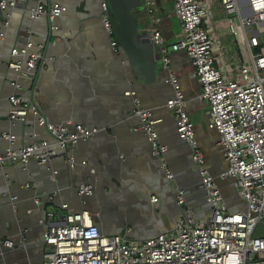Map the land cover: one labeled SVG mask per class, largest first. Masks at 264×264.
I'll return each mask as SVG.
<instances>
[{
	"label": "crops",
	"instance_id": "0c3cea01",
	"mask_svg": "<svg viewBox=\"0 0 264 264\" xmlns=\"http://www.w3.org/2000/svg\"><path fill=\"white\" fill-rule=\"evenodd\" d=\"M11 1L13 7L0 11V18L9 17L8 27L0 26V133L15 136L13 149L27 145L34 134L52 143L51 136L31 115L24 124H10L12 81H17L20 95L35 103L48 123L70 121L96 132L70 150L57 149V156L47 165L31 160L25 167L13 165L0 170V264L42 263V221L50 207L66 205L70 213L86 212L102 235L134 241L172 229L187 214L195 222L210 216L190 150L178 139L173 115L165 107L173 90L164 81L166 71L162 65L157 67L164 75L157 88L136 83L124 55L112 50V40H108L99 19L102 0H61L64 10L56 20V32H50L46 19L33 21L28 17L33 0ZM150 2L154 16L162 18L157 29L169 47L180 37L173 1L168 10L162 0ZM211 9L216 17L221 15L219 28L223 13L219 5ZM144 20L149 24L148 16ZM26 29L31 33L32 50L40 46L46 59L34 79L20 77L7 67L11 51L24 45L21 37ZM218 35L228 59L237 52L233 37L229 34L232 41L226 44ZM169 52L170 67L185 97L198 147L209 172L217 176L226 169V163L217 146L218 134L207 126L209 107L198 98L200 86L187 56ZM130 89L142 108L160 120L156 132L167 149L163 156H153L146 137L134 131L139 121L132 114L131 98L126 96ZM5 146L0 145V153ZM68 160L74 161V167ZM162 165L171 171L172 180L164 177ZM217 184L230 210L242 206L231 183L217 180ZM81 186H90L92 195L79 196ZM56 190L59 194L52 204L35 205L36 195ZM178 191L183 192L181 205L176 202ZM3 241H11L12 247Z\"/></svg>",
	"mask_w": 264,
	"mask_h": 264
},
{
	"label": "built area",
	"instance_id": "2783aa9c",
	"mask_svg": "<svg viewBox=\"0 0 264 264\" xmlns=\"http://www.w3.org/2000/svg\"><path fill=\"white\" fill-rule=\"evenodd\" d=\"M172 1L180 37L169 47L157 29L162 18L154 16L150 0H141V3L148 16L150 43L158 49L161 65L166 71L165 82L173 89L165 107L173 115L179 140L190 150L199 174V188L211 214L196 222L187 214L172 229L143 241H134L102 235L86 212L70 213L66 205L50 207L42 221L44 250L41 264H264V35L252 30V27L264 29V0ZM33 2L28 17L33 21L46 19L50 32H56V20L64 10L61 0ZM214 5H219L223 24L237 47V52L228 59L224 57L225 50L218 35L220 19L211 9ZM13 6L11 0H0L2 12ZM101 11L102 26L110 34L104 4H101ZM8 24V16L0 18L1 28L6 29ZM30 36L26 29L21 37L24 45L11 51L7 67L20 77L34 79L35 70L46 59L40 46L36 51L32 50ZM0 37H3L1 32ZM110 44L116 52L117 43L112 40ZM169 50L187 56L200 86L198 98L209 107L207 126L218 134L217 146L226 163V169L217 177L209 172L198 147L194 126L186 112L185 97L170 67ZM10 87L13 90L8 97L10 124H24L31 115L51 136L52 143L39 140L34 134L27 145L13 149L15 136L1 132L0 145L5 143L6 146L0 153V170L13 165L25 167L31 160L41 166L47 165L57 156V149L70 150L96 132L70 121L48 123L38 106L20 95L17 81H12ZM126 96L131 98L132 114L139 121L134 131L146 137L153 156H163L167 149L156 132L160 120L142 108L134 91L130 90ZM68 161L70 167H74V161ZM162 171L166 179H173V174L164 165ZM215 179L230 182L242 206L230 210ZM77 193L88 197L92 195V188L81 186ZM58 194L56 190L36 195L34 203L52 204ZM151 200L157 201L154 197ZM176 202L184 203L182 191L177 192ZM2 244L12 247L13 243L3 241Z\"/></svg>",
	"mask_w": 264,
	"mask_h": 264
},
{
	"label": "water",
	"instance_id": "95a60500",
	"mask_svg": "<svg viewBox=\"0 0 264 264\" xmlns=\"http://www.w3.org/2000/svg\"><path fill=\"white\" fill-rule=\"evenodd\" d=\"M101 4L106 7L105 14L111 28L108 40L117 43L116 52L124 55L136 83L157 88L164 75L162 70L157 69L161 61L157 49L150 43V26L144 20L147 16L141 0H102ZM100 13L102 21L103 12ZM17 124L12 122L11 125ZM215 183L218 185L217 179Z\"/></svg>",
	"mask_w": 264,
	"mask_h": 264
},
{
	"label": "rangeland",
	"instance_id": "374dc122",
	"mask_svg": "<svg viewBox=\"0 0 264 264\" xmlns=\"http://www.w3.org/2000/svg\"><path fill=\"white\" fill-rule=\"evenodd\" d=\"M163 1V7L165 8V10H168L169 9V7H170V5H171V0H162ZM218 18H221V15H219V17ZM174 26V25H173ZM175 29H176V26H175ZM252 30H256V31H258V32H261L262 33V35H264V29H258V28H256V27H252ZM177 31V30H176ZM218 33L221 35V37H224V43H226V44H230L231 43V41H232V37L228 34V31H227V28H226V26L224 25V24H222L220 27H219V31H218ZM223 40V39H222ZM221 42V41H220ZM225 54H227L226 53V50H225V52H224ZM226 56V55H225ZM158 57H159V59H160V55H158ZM176 76V75H175ZM187 78L189 79V77H188V75H187ZM176 79H177V77H176ZM179 83V82H178ZM213 177H217V176H213ZM233 189H234V187H233ZM235 190V189H234ZM235 193H236V191H235Z\"/></svg>",
	"mask_w": 264,
	"mask_h": 264
}]
</instances>
